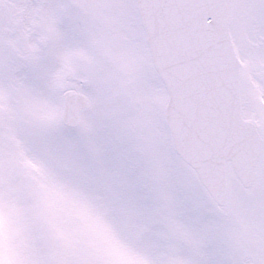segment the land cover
<instances>
[{
  "label": "snow or ice",
  "instance_id": "1",
  "mask_svg": "<svg viewBox=\"0 0 264 264\" xmlns=\"http://www.w3.org/2000/svg\"><path fill=\"white\" fill-rule=\"evenodd\" d=\"M0 264H264V0H0Z\"/></svg>",
  "mask_w": 264,
  "mask_h": 264
}]
</instances>
